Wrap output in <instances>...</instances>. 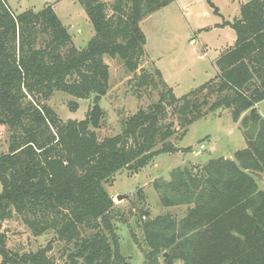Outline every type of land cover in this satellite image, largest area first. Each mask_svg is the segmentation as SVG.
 I'll list each match as a JSON object with an SVG mask.
<instances>
[{
    "label": "trees",
    "instance_id": "1",
    "mask_svg": "<svg viewBox=\"0 0 264 264\" xmlns=\"http://www.w3.org/2000/svg\"><path fill=\"white\" fill-rule=\"evenodd\" d=\"M95 31L78 49L52 6L16 14L0 0V128L10 132L0 154L1 264H125L116 223L122 219L106 190L117 173H137L162 154H175L197 121L229 111L246 141L234 159H211L197 173L179 167L154 189L165 208L186 207L181 220L143 215L149 251L144 264H264V0L241 7L231 24L237 39L215 60L216 76L177 98L158 69L142 67L146 36L140 24L174 0H79ZM118 60L138 102L146 106L100 139ZM56 93L91 100L84 120L63 121L49 105ZM157 96V100H154ZM174 140V141H173ZM189 152L190 149H183ZM28 243L15 247L5 227ZM51 236L33 249L29 241Z\"/></svg>",
    "mask_w": 264,
    "mask_h": 264
},
{
    "label": "rangeland",
    "instance_id": "2",
    "mask_svg": "<svg viewBox=\"0 0 264 264\" xmlns=\"http://www.w3.org/2000/svg\"><path fill=\"white\" fill-rule=\"evenodd\" d=\"M5 1L16 14L27 10L39 12L46 6H52L63 25L69 28L78 49L86 48L95 35L93 25L79 0ZM250 1L174 0L140 24L147 40V56L142 67L149 71L158 69L177 98L199 88L216 76L215 60L224 50L234 46L237 36L231 24L240 17L242 5ZM105 62L110 66L111 75L110 90L100 104L105 112L101 127L96 130L100 139L118 134L121 123L149 103L147 98L138 102L134 97L128 85L130 76L118 60L106 57ZM157 98L155 96L154 100ZM71 101L76 100L67 94L56 93L49 105L63 121L84 120L93 104V98L79 100V109L75 112L69 108ZM259 112L264 115V102L260 104ZM10 135L7 128H0V154L8 153ZM175 141L182 149L181 152L159 155L148 167L137 173L128 170L119 172L114 182L105 186L122 216L116 226L125 264H144V254L149 248L140 227L146 212L151 214V219L172 214L181 220L186 215V207L165 208L161 204L154 189L156 181L170 180V173L179 167H190L197 173L209 160L222 157L234 159L237 151L246 148L240 123L233 121L229 111L219 115L211 114L195 122L182 140ZM183 149L190 151L184 152ZM257 180L259 187L264 189V176ZM2 190L0 182V194ZM118 196H128V199L118 201ZM22 228L15 223L5 227L13 234L10 240L13 247L28 243L29 234H14L17 229L23 231ZM50 239L51 236L32 238L29 246L33 249L44 247ZM165 254L168 252L160 256L162 264H167Z\"/></svg>",
    "mask_w": 264,
    "mask_h": 264
},
{
    "label": "water",
    "instance_id": "3",
    "mask_svg": "<svg viewBox=\"0 0 264 264\" xmlns=\"http://www.w3.org/2000/svg\"><path fill=\"white\" fill-rule=\"evenodd\" d=\"M126 199H128V196H118L117 197V200L118 201H122V200H126ZM164 257L167 258L168 257V254H165Z\"/></svg>",
    "mask_w": 264,
    "mask_h": 264
},
{
    "label": "built area",
    "instance_id": "4",
    "mask_svg": "<svg viewBox=\"0 0 264 264\" xmlns=\"http://www.w3.org/2000/svg\"><path fill=\"white\" fill-rule=\"evenodd\" d=\"M202 149H204L205 148V146L204 145H202V147H201Z\"/></svg>",
    "mask_w": 264,
    "mask_h": 264
},
{
    "label": "crops",
    "instance_id": "5",
    "mask_svg": "<svg viewBox=\"0 0 264 264\" xmlns=\"http://www.w3.org/2000/svg\"><path fill=\"white\" fill-rule=\"evenodd\" d=\"M259 106H260V105H258V109H259ZM262 116L264 117V115H262Z\"/></svg>",
    "mask_w": 264,
    "mask_h": 264
}]
</instances>
